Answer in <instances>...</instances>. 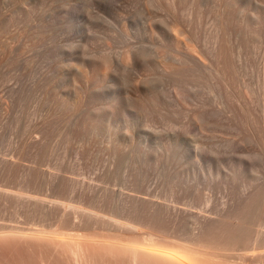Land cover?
I'll return each instance as SVG.
<instances>
[{"label": "rangeland", "instance_id": "rangeland-1", "mask_svg": "<svg viewBox=\"0 0 264 264\" xmlns=\"http://www.w3.org/2000/svg\"><path fill=\"white\" fill-rule=\"evenodd\" d=\"M180 4L185 6L181 0H0V264H133L135 248L134 264H146L147 256L140 254L136 246L144 241L146 232L137 233L132 228L134 224L132 229L127 224H105L104 218L83 211L90 198H103L102 188L109 187L116 190L109 194V204L117 203L123 196L117 194L119 185L131 179L136 167L138 177L149 186V194L141 193L142 196L159 199L163 176L168 170L184 169L192 159L190 155L201 162L202 153L211 148L240 155L254 147L243 140L244 132L228 126L233 121L231 113L217 111L220 103L213 101L205 87L203 90L204 81L203 85L202 80L190 85L173 82L170 76L153 80V64L170 63L172 55L178 57L180 51L200 58L184 45L183 35L203 46L215 29V21L206 8L201 16L195 11L188 15ZM29 6L33 12L28 17L13 13ZM159 22L171 27L175 24L173 29L182 31L173 33L177 45L169 44ZM96 54L108 57L105 68L90 71L74 61ZM125 58L131 61L128 63ZM241 60L245 65L242 83L264 97L262 76L253 58L243 55ZM180 63L175 62L182 66ZM120 75L129 79L124 87L129 95H153L157 101L153 107L148 96H144L152 111L136 116L130 126L124 120L120 122V129L128 125L130 139L121 141L103 128L89 133L82 131L80 123L75 126L80 115L95 103L89 95L120 81ZM144 78L151 79L150 92L138 89ZM248 115L251 120H260L264 131V111ZM206 117L211 120L207 126ZM174 140L178 142L173 143ZM165 142L172 144L168 155L163 154ZM157 153L158 161L154 158ZM60 174L78 179L73 191L56 188ZM29 196L41 197L49 204L45 217ZM57 200L74 203L76 211L72 206L62 208ZM125 203L131 208L140 206L139 217L148 221L146 202L129 196ZM155 221L157 224L145 225L161 226L165 231L174 227L166 218ZM260 234L263 241L264 228ZM73 235L81 240L77 238V243ZM115 238L121 243L117 244ZM126 240L128 246L135 240L128 247L132 252L124 249L127 246L122 241ZM156 240L153 242H161ZM263 257L252 259L249 264H262Z\"/></svg>", "mask_w": 264, "mask_h": 264}, {"label": "bare ground", "instance_id": "bare-ground-1", "mask_svg": "<svg viewBox=\"0 0 264 264\" xmlns=\"http://www.w3.org/2000/svg\"><path fill=\"white\" fill-rule=\"evenodd\" d=\"M181 1L185 5L182 6L180 4L181 7L184 8L188 15L195 11L197 16H201L203 10L206 8L208 16L211 15L215 21V29L209 37L208 44L203 46L196 44L189 37L183 35L184 45L196 51L200 58L195 57L189 52L180 51V56L178 57L172 55L171 58L169 55L172 60L170 63L167 61L157 62L156 60L157 64H153V66L155 67L157 77L155 76L153 80H161L163 76L165 78L170 76L173 82L190 85H197L194 83L202 80V85L205 82L203 86L200 84L202 88L205 87L206 91L213 95L214 102L220 103V108L217 111L223 110L231 113L233 121L229 122L228 126H231L237 132H244L243 140L255 148H250L251 151L247 150L249 152L240 155L228 154L226 151L211 148L209 151L202 153L201 162L200 160H195L190 155L192 159H190L184 169L168 170L165 176H163L164 179L161 176L164 187L161 188L162 194L160 193L159 199L145 197V195L144 197L142 196L143 194L141 193L149 194V186L148 184H144L138 177L135 167L133 168L131 179L126 184L119 185V189L117 188V194L123 195L117 203L113 205L109 204V194L114 193L116 190L103 187V198H90L88 205L83 206L82 209L92 216L104 218L105 224H127L128 227L134 224L132 228L136 229L135 231L138 230L137 233H140L142 230L146 232L144 237L141 236L145 243L143 239V242L140 244L135 242L137 249H139L137 251L147 256L145 260L146 264H249V261L252 259H261L264 256V240L262 241L260 237L261 229L264 228V131L259 126L261 121L258 119L251 120L248 112L257 110L263 112L264 97L256 95L254 88L249 84L242 83L241 75H243L242 72L245 65L241 59L243 55L253 58L262 76V84H264V0ZM170 4L172 5V3ZM195 5L198 6L196 10L194 9ZM32 12L33 8L29 6L13 13L28 17ZM161 24H159V28L163 32L162 35L174 47L177 45V40L173 33L179 30L173 29L175 24L172 27L167 25L168 23L166 25ZM181 32L179 31V33ZM96 55H83L82 57L75 58L74 61L78 67H87L90 71H97L100 68L102 69V67L105 68L109 63L108 57ZM129 59L127 60L128 63L131 61ZM179 61L183 63L182 66L175 64V62L179 63ZM125 62L123 66H125ZM87 68L83 70L86 71ZM123 76L120 75V79L117 78L120 81H116L113 85L98 88L95 92L93 91L94 93L89 95L90 100L95 103L87 112L80 115L75 126H78L80 123L82 131L89 133L93 132L96 128H103L116 134L117 139L121 141L130 139L132 134L129 132L130 130H127L128 125L125 124V129H120V122L124 120L130 126V122L136 119V116L148 115L152 111V107L148 109L150 107H148V104H145L147 102L145 100L148 96L147 93H145L147 96L141 95L143 97L146 96V98L138 97V93L134 94L135 96L127 93L124 87L129 79ZM149 81L151 82V79L144 78L142 81L144 83L142 84L141 82L142 86L139 84L141 88H137L143 89L144 92H150V90H153V85ZM201 86L200 89H202ZM66 91L69 93V89ZM201 93L203 94V92ZM152 96H148L147 100H151L152 106L153 104L157 105L156 99ZM149 97L151 98L149 99ZM212 98H209V100ZM209 102L211 103L212 100ZM210 121L209 118H205L204 122L206 126L211 124ZM221 123L219 124L221 125ZM65 139L67 140L68 136ZM176 142L178 141L174 140L173 143ZM168 143L162 144V148L164 149L163 154L165 153L166 155L171 152L169 145L172 146V144ZM178 149L180 148L178 147ZM191 150L189 148V151ZM156 155V157L154 156L155 160H160V157L157 158L158 153ZM221 155L228 156V158L231 157L230 159L232 160L228 158L222 159L221 157L223 156ZM27 174L30 176L35 175L34 172H28ZM157 177L159 178V176ZM58 181L56 188L61 192L73 191L78 183L77 178L63 174L58 176ZM124 189L128 192L123 193ZM206 190L209 192L208 195L204 192ZM7 192L5 193L7 194ZM9 192L11 193L12 191ZM19 194L17 193L16 195L19 196ZM129 196L139 197L141 203L146 202L144 212L147 213L146 218L148 221H143L139 217L140 206L131 208L126 205L125 200ZM28 199L37 205L35 206L40 209L42 217L47 215L46 210L49 204L43 198L29 196ZM212 200L214 202L212 205H209ZM56 203H59V206L62 208L72 206L71 208L75 210V204L69 201L57 200ZM96 204L97 207L95 206ZM164 218L170 224H174L171 231H168V229L166 231L162 230L160 229L161 226L159 228H152L151 225H145L157 224L153 220ZM14 233L18 234V231ZM77 238L79 237L76 236ZM126 238L128 239V237ZM108 239L107 242L110 241ZM115 239L119 242L117 244L121 243L118 238ZM156 239H159L161 242L157 243ZM78 240L81 239L79 238ZM153 240L157 242H153ZM132 241L134 242L135 240ZM76 242L78 243V241ZM133 242L131 244H134ZM122 243H125V246H127L124 249H130L128 247L131 244L129 246L126 245L128 244V240L126 242L122 241ZM134 251L132 252L133 257L137 254H134ZM133 257L134 264L136 260ZM261 261L263 262V260Z\"/></svg>", "mask_w": 264, "mask_h": 264}]
</instances>
